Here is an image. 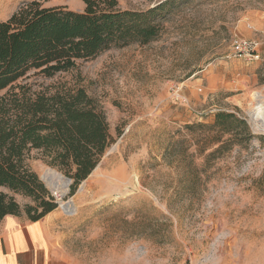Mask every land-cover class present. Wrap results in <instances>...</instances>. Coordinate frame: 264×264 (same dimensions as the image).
<instances>
[{
	"label": "rangeland",
	"instance_id": "374dc122",
	"mask_svg": "<svg viewBox=\"0 0 264 264\" xmlns=\"http://www.w3.org/2000/svg\"><path fill=\"white\" fill-rule=\"evenodd\" d=\"M29 1L0 0V21ZM40 1L84 9L82 0ZM164 1L119 4L144 11ZM256 10L264 0H176L148 44L113 47L51 78L31 72L33 89H85L113 141L91 175L75 190L71 179L64 193L46 173L70 178L32 152L29 166L58 203L52 245L28 251V264H264V130L250 117L255 93L264 95V54L248 61L234 49ZM178 86L187 102L174 97ZM219 111L245 119L254 136L207 159L218 143L200 124L212 125ZM18 217L31 221L25 211Z\"/></svg>",
	"mask_w": 264,
	"mask_h": 264
},
{
	"label": "trees",
	"instance_id": "16d2710c",
	"mask_svg": "<svg viewBox=\"0 0 264 264\" xmlns=\"http://www.w3.org/2000/svg\"><path fill=\"white\" fill-rule=\"evenodd\" d=\"M83 11L66 5L23 3L0 21V222L26 212L38 221L57 208L51 192L29 166L33 151L73 180V190L96 169L112 144L107 117L83 88L33 89L25 82L35 71L51 78L113 47L158 39L166 0L144 11L122 9L119 0H82ZM218 145L214 158L253 138L245 119L219 111L212 125ZM226 136V139H222ZM264 141V137H261ZM14 194L32 199L22 207Z\"/></svg>",
	"mask_w": 264,
	"mask_h": 264
},
{
	"label": "crops",
	"instance_id": "0c3cea01",
	"mask_svg": "<svg viewBox=\"0 0 264 264\" xmlns=\"http://www.w3.org/2000/svg\"><path fill=\"white\" fill-rule=\"evenodd\" d=\"M245 26L243 37L259 40V52L264 54V11H253L252 15L246 18ZM263 61L264 58L260 63ZM52 212L38 221L22 222L21 218L15 215H8L1 221L0 264H28V251L34 247L41 249L52 245L49 219Z\"/></svg>",
	"mask_w": 264,
	"mask_h": 264
},
{
	"label": "built area",
	"instance_id": "2783aa9c",
	"mask_svg": "<svg viewBox=\"0 0 264 264\" xmlns=\"http://www.w3.org/2000/svg\"><path fill=\"white\" fill-rule=\"evenodd\" d=\"M234 49H235V54L238 57L244 58L248 61L259 60L261 57V54L259 52L260 42L258 40L247 39V38H242V37L238 38L237 40L234 41ZM173 94H174V97L176 98L177 101L187 102V100H188L185 97V95H183L182 88L180 86L175 87L173 89ZM255 96H256V101L252 107L253 110L250 112V117L254 121H257V120H259V117L264 116V113L261 114L260 116L259 115L254 116L253 112L256 109V107H259V110H261V112H262V109L264 110V105L261 103H258V101L260 102V100H258V98H262L263 94L261 92H256ZM51 195L54 197L55 202L58 203V201H56V198L53 195V193H51ZM60 201H61V199H60Z\"/></svg>",
	"mask_w": 264,
	"mask_h": 264
},
{
	"label": "bare ground",
	"instance_id": "6f19581e",
	"mask_svg": "<svg viewBox=\"0 0 264 264\" xmlns=\"http://www.w3.org/2000/svg\"><path fill=\"white\" fill-rule=\"evenodd\" d=\"M258 100H260V102L258 101V103H261L264 105V95L262 96V98H258ZM253 113H254V116H258V115L260 116L261 114L264 113V110L262 109V112H261V110H259V107H256V109L254 110ZM256 122H258L257 123L258 125H256L257 129L258 130H264V123L259 122V120H257ZM45 178H46L47 182L50 185H52V187L54 189H57V187L60 188V186H62L63 187V189L61 190L62 193L65 192L66 187L68 186V184L70 182V179H68L67 177L58 173L55 170H50L49 172H47ZM62 206L66 207L67 209L69 208L68 204L64 203V202H62ZM71 212H73V210L72 211L67 210V213H71Z\"/></svg>",
	"mask_w": 264,
	"mask_h": 264
},
{
	"label": "water",
	"instance_id": "95a60500",
	"mask_svg": "<svg viewBox=\"0 0 264 264\" xmlns=\"http://www.w3.org/2000/svg\"><path fill=\"white\" fill-rule=\"evenodd\" d=\"M70 182H71V179H70Z\"/></svg>",
	"mask_w": 264,
	"mask_h": 264
}]
</instances>
